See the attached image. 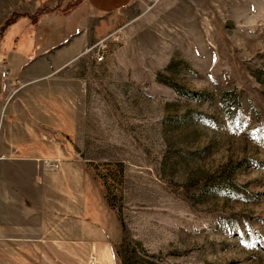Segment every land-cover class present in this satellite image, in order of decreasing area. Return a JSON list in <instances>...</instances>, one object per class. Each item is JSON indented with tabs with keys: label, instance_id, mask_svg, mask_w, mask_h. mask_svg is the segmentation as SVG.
<instances>
[{
	"label": "rangeland",
	"instance_id": "374dc122",
	"mask_svg": "<svg viewBox=\"0 0 264 264\" xmlns=\"http://www.w3.org/2000/svg\"><path fill=\"white\" fill-rule=\"evenodd\" d=\"M81 1L0 0L2 80L47 93L41 137L67 149L37 162L46 206L0 264H264V0H137L67 39Z\"/></svg>",
	"mask_w": 264,
	"mask_h": 264
},
{
	"label": "crops",
	"instance_id": "0c3cea01",
	"mask_svg": "<svg viewBox=\"0 0 264 264\" xmlns=\"http://www.w3.org/2000/svg\"><path fill=\"white\" fill-rule=\"evenodd\" d=\"M136 1L82 0L66 18L65 36L69 39L77 32L79 33L78 28H81L80 23L82 26L85 25L83 22L86 20L88 10L98 15L118 14L130 8ZM80 39L87 41L88 35L83 33L82 37H79ZM21 53L12 49L14 58L24 61L23 68L28 62L27 57ZM1 55L2 53H0ZM60 69L62 66L55 63L50 71L57 72ZM3 70L0 68V240L2 241L20 240L22 227H25L28 232L31 230L29 227H38V217L43 213L41 207L45 208L46 203H38L39 196H42L44 192H38L37 188V162L39 161L40 164L42 162L45 165L54 161L56 168H59L60 165L64 166V162L57 157L52 159L53 152L60 149L64 151V155L67 153L63 144L56 147L41 137L47 135V131L53 125L51 108L41 107L40 112L36 108L37 104L43 105L44 100L41 99V96L46 97L47 93L33 92V88H30L31 81L26 80L25 85L22 86L24 89L22 97L20 89L13 91L12 85L2 80ZM16 70L19 69L16 67ZM24 72L23 74H25ZM12 94H15L14 101L5 103V97ZM38 98H40V102ZM60 120L63 121L58 126L64 127L61 131L68 130L72 125V118L69 117V114L61 112ZM37 125L41 128L38 129ZM59 173L61 175L60 171ZM42 180H44V176H42ZM61 182H63L62 179ZM66 194V192L56 193L60 200L66 199ZM28 239L31 240V238Z\"/></svg>",
	"mask_w": 264,
	"mask_h": 264
},
{
	"label": "trees",
	"instance_id": "16d2710c",
	"mask_svg": "<svg viewBox=\"0 0 264 264\" xmlns=\"http://www.w3.org/2000/svg\"><path fill=\"white\" fill-rule=\"evenodd\" d=\"M73 8H74V7L70 8V9H68V10H66V11H63V12H59V11H58V13L67 14V13H69ZM52 11H54V10H51L50 12H52ZM16 22H17L16 20H15V21H12V22H7V23L4 24L2 27H0V37H1V36L3 35V33H4L3 28H5V27H10V26L14 25ZM36 22H37V21H36ZM36 22L34 21L33 23L35 24ZM31 25H32V24H31ZM41 37H42V36H41ZM41 37H40L39 39H37V43L40 44V47H41L42 45L49 44L50 41L52 40V38L41 39ZM58 43H59V42H58ZM58 43H56V44H58ZM142 261H143V260L141 259V257H139V256L136 254V252H134V253H133V258H132V260H130V264H141ZM147 263H148V264H152V263H150V262H147Z\"/></svg>",
	"mask_w": 264,
	"mask_h": 264
},
{
	"label": "built area",
	"instance_id": "2783aa9c",
	"mask_svg": "<svg viewBox=\"0 0 264 264\" xmlns=\"http://www.w3.org/2000/svg\"><path fill=\"white\" fill-rule=\"evenodd\" d=\"M93 47H95V57L97 61H103L105 53L107 52V43L104 40H100Z\"/></svg>",
	"mask_w": 264,
	"mask_h": 264
}]
</instances>
